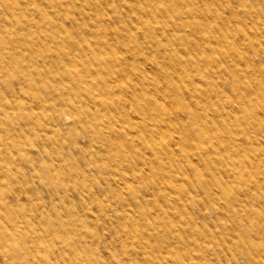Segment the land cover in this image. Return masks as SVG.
Wrapping results in <instances>:
<instances>
[{"label":"rangeland","instance_id":"obj_1","mask_svg":"<svg viewBox=\"0 0 264 264\" xmlns=\"http://www.w3.org/2000/svg\"><path fill=\"white\" fill-rule=\"evenodd\" d=\"M0 264H264V0H0Z\"/></svg>","mask_w":264,"mask_h":264},{"label":"bare ground","instance_id":"obj_2","mask_svg":"<svg viewBox=\"0 0 264 264\" xmlns=\"http://www.w3.org/2000/svg\"><path fill=\"white\" fill-rule=\"evenodd\" d=\"M2 234H4V237L9 235L10 233L8 231H3Z\"/></svg>","mask_w":264,"mask_h":264}]
</instances>
